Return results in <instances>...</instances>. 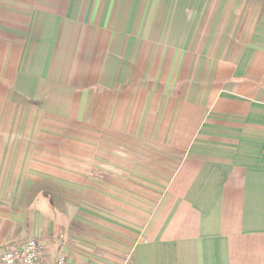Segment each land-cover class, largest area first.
<instances>
[{"label": "crops", "instance_id": "1", "mask_svg": "<svg viewBox=\"0 0 264 264\" xmlns=\"http://www.w3.org/2000/svg\"><path fill=\"white\" fill-rule=\"evenodd\" d=\"M42 120L105 148L32 149ZM29 239L42 264H264V0H0V244Z\"/></svg>", "mask_w": 264, "mask_h": 264}, {"label": "rangeland", "instance_id": "2", "mask_svg": "<svg viewBox=\"0 0 264 264\" xmlns=\"http://www.w3.org/2000/svg\"><path fill=\"white\" fill-rule=\"evenodd\" d=\"M33 139L30 141V146L32 149H37L39 147L46 148L48 153L52 156H57L58 153L63 158L64 161H71V154L73 151H80L79 162L81 164L87 165L89 157V152L87 149L91 145L92 148H105L104 140H96L95 138L89 136L91 130L87 127L76 126L67 123L56 122L52 120H42L41 122H33L32 129ZM107 145L127 149L129 144L124 142L123 146L120 145V140L113 139V141L108 142ZM41 145V146H40ZM61 151V152H60ZM74 159H76L74 157Z\"/></svg>", "mask_w": 264, "mask_h": 264}, {"label": "built area", "instance_id": "3", "mask_svg": "<svg viewBox=\"0 0 264 264\" xmlns=\"http://www.w3.org/2000/svg\"><path fill=\"white\" fill-rule=\"evenodd\" d=\"M43 254L35 239H29L19 248L4 249L0 244V264H42ZM55 264H65L64 257H59Z\"/></svg>", "mask_w": 264, "mask_h": 264}]
</instances>
